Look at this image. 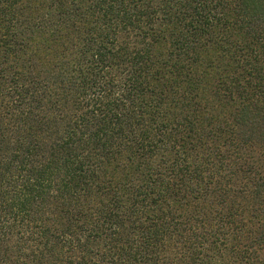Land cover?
I'll use <instances>...</instances> for the list:
<instances>
[{
	"label": "trees",
	"instance_id": "16d2710c",
	"mask_svg": "<svg viewBox=\"0 0 264 264\" xmlns=\"http://www.w3.org/2000/svg\"><path fill=\"white\" fill-rule=\"evenodd\" d=\"M0 264H264V0H0Z\"/></svg>",
	"mask_w": 264,
	"mask_h": 264
}]
</instances>
